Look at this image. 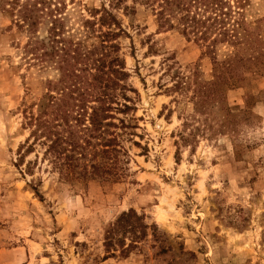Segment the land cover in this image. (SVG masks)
<instances>
[{
  "label": "rangeland",
  "instance_id": "rangeland-1",
  "mask_svg": "<svg viewBox=\"0 0 264 264\" xmlns=\"http://www.w3.org/2000/svg\"><path fill=\"white\" fill-rule=\"evenodd\" d=\"M80 1L99 7L108 0ZM135 10L120 14L131 37L121 43L140 93L136 141L144 149L127 144L130 170L121 181L89 183L64 182L41 155L20 162L28 136L20 107L43 88L20 64L26 36L0 13V264H264V76L228 90L197 144L178 152L191 104L164 93L162 61L207 81L213 63L180 31L160 29L149 8ZM245 21L264 47V0H248ZM227 53L223 48L220 59ZM225 107L234 111L231 120ZM29 161H36L32 172ZM130 209L159 235L126 258H108L104 234Z\"/></svg>",
  "mask_w": 264,
  "mask_h": 264
},
{
  "label": "trees",
  "instance_id": "trees-1",
  "mask_svg": "<svg viewBox=\"0 0 264 264\" xmlns=\"http://www.w3.org/2000/svg\"><path fill=\"white\" fill-rule=\"evenodd\" d=\"M137 4L152 11L160 29L178 30L202 46L213 63L207 81L198 72H183L174 60L162 61L161 79L169 77L161 84L164 93L172 102L191 104L178 152L197 144L228 90L264 76L261 36L246 26L248 0H108L99 7L80 0H0V13L26 36L18 47L20 64L43 88L40 98L20 107L21 130L28 132L18 151L21 163L41 155L66 183L118 182L128 175L127 144L143 146L136 141L142 137L140 93L130 81L121 43L131 37L120 14L135 15ZM223 48L229 53L220 59ZM225 108L231 120L234 111ZM36 161L28 162V172ZM150 234L157 238L158 226L130 209L106 230L104 252L126 258Z\"/></svg>",
  "mask_w": 264,
  "mask_h": 264
}]
</instances>
